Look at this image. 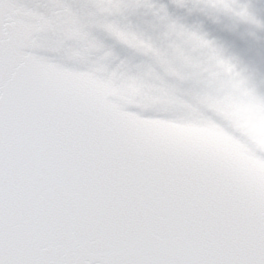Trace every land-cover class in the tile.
Listing matches in <instances>:
<instances>
[{"label":"snow or ice","instance_id":"snow-or-ice-1","mask_svg":"<svg viewBox=\"0 0 264 264\" xmlns=\"http://www.w3.org/2000/svg\"><path fill=\"white\" fill-rule=\"evenodd\" d=\"M261 121L264 77L157 0H0V264H264Z\"/></svg>","mask_w":264,"mask_h":264},{"label":"water","instance_id":"water-1","mask_svg":"<svg viewBox=\"0 0 264 264\" xmlns=\"http://www.w3.org/2000/svg\"><path fill=\"white\" fill-rule=\"evenodd\" d=\"M157 2L165 4L169 13L183 23L199 25L209 38L222 44L226 52L236 56L257 79L264 77V32H257L254 38L248 35V29L244 26L230 29L225 23L213 22L199 12H188L185 8H179L172 3V0H157ZM251 3L258 15L264 18V0H251ZM253 127L264 133V121L253 123Z\"/></svg>","mask_w":264,"mask_h":264}]
</instances>
